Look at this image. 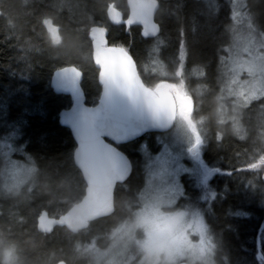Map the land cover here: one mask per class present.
Listing matches in <instances>:
<instances>
[{
  "label": "trees",
  "instance_id": "obj_1",
  "mask_svg": "<svg viewBox=\"0 0 264 264\" xmlns=\"http://www.w3.org/2000/svg\"><path fill=\"white\" fill-rule=\"evenodd\" d=\"M158 1L154 20L160 32L149 39L140 27L108 21L109 7L127 14L125 0H0V264H107L106 249L140 209L147 162L162 150L158 137L164 134H147L116 146L129 157L132 172L116 187L110 216L75 233L63 226L50 232L39 229L41 214L58 218L85 194V182L73 163L74 141L58 122V114L70 107L71 100L55 94L50 79L56 69L75 66L83 75L86 105L97 104L101 86L88 37L94 26L108 30L109 45L130 51L147 86L170 82L190 99L191 122L205 121L203 178L199 173L181 174L180 180L190 183L175 208L197 210L203 216L214 264H264V97L234 111L226 108L237 126L233 119H220L228 75L225 61L236 25L235 2ZM245 1L244 12L264 36V0ZM158 40L169 49L166 53L161 48L163 69L154 71ZM223 102L228 105L227 99ZM14 161L24 167L28 178L8 184L7 175L18 176L11 167ZM153 231L144 238L152 242ZM258 239L263 259L257 254ZM149 241L145 243L153 246ZM154 255L150 253L157 264H163Z\"/></svg>",
  "mask_w": 264,
  "mask_h": 264
},
{
  "label": "water",
  "instance_id": "obj_2",
  "mask_svg": "<svg viewBox=\"0 0 264 264\" xmlns=\"http://www.w3.org/2000/svg\"><path fill=\"white\" fill-rule=\"evenodd\" d=\"M125 3L126 20L118 8L109 7L108 21L115 26L140 27L147 38H155L160 32L154 20L157 0H125ZM46 26L51 33L55 32L50 23L46 22ZM107 33L102 26H94L88 33L101 86L96 105L85 103L83 75L78 68L66 66L52 73L53 92L71 100L70 107L58 114V122L70 131L75 144L73 163L86 189L83 198L60 217L41 214L38 221L41 231L63 226L75 233L85 230L95 220L110 216L114 212L115 189L132 172L129 157L116 146L135 142L147 134L168 132L178 109L185 111L190 105V99L180 96L170 82H162L154 89L147 86L134 59L124 48L109 45ZM257 249L258 257L263 259L259 239Z\"/></svg>",
  "mask_w": 264,
  "mask_h": 264
},
{
  "label": "rangeland",
  "instance_id": "obj_3",
  "mask_svg": "<svg viewBox=\"0 0 264 264\" xmlns=\"http://www.w3.org/2000/svg\"><path fill=\"white\" fill-rule=\"evenodd\" d=\"M234 2L236 5L232 16L236 21L234 39L225 61V71L228 74L227 86L223 88V96L219 103L222 121L233 119L226 115V108L228 111H234L239 105H246L255 98L264 97V36L253 24L251 15L244 12L246 1L234 0ZM163 47L166 52L168 50L166 42L158 40L155 66L152 67L154 71L156 68L157 70L163 69L158 57ZM226 99L228 105L224 106L223 101ZM186 110L189 112L190 108ZM179 113L183 114L182 111ZM176 120L169 132L158 137L162 150L151 154L147 162L149 163L147 181L140 195L142 200L140 209L131 223L118 229V237L104 254L107 264H157L158 261L150 257L151 245L145 243L149 241L145 238L152 230L162 226L171 216L178 224V230L188 223L206 226L203 216L197 210L175 208L178 199L183 194V187L180 184V176L185 170L182 158H187L189 147L196 145L194 136L187 129L183 115L179 117L177 115ZM233 122L235 123L234 119ZM143 147H146V144H143ZM197 150L198 145L194 146L193 152ZM11 167L18 176L7 175L8 184L11 182L19 184L27 180L28 172H24L21 164L19 166L14 161ZM194 172L198 173L196 170ZM200 176L203 178V174ZM137 235H141L142 238L139 239ZM183 261L182 257L177 261L169 260L168 263L162 260V263L181 264Z\"/></svg>",
  "mask_w": 264,
  "mask_h": 264
},
{
  "label": "flooded vegetation",
  "instance_id": "obj_4",
  "mask_svg": "<svg viewBox=\"0 0 264 264\" xmlns=\"http://www.w3.org/2000/svg\"><path fill=\"white\" fill-rule=\"evenodd\" d=\"M189 108H191V106L187 109ZM187 112L188 110L182 111V115L185 124H187V129L190 131L189 133L195 138L196 145H191L188 149L187 158H182L185 168L182 174H187L189 172L192 174L195 173L194 170L198 171L199 174H203V170L206 169V166L201 159V155L205 139L203 131L206 130V123L202 119H196L191 122L190 118L188 119L186 117ZM197 145L198 150L193 152L194 146L196 147ZM191 179H194V177ZM189 180L190 179H186L184 182L180 180V184L183 188L184 186L186 187V184L190 183ZM175 222V219L171 216L166 219L162 226L157 227L150 234L152 242H149L152 243L153 246H151L149 253L154 252L156 255H154L155 258L163 259L165 263H168L170 260L169 257L175 255L176 257L184 258L181 264H214V247L207 226L204 227L195 223H188V225L178 230V224ZM160 250H163V252H159Z\"/></svg>",
  "mask_w": 264,
  "mask_h": 264
},
{
  "label": "bare ground",
  "instance_id": "obj_5",
  "mask_svg": "<svg viewBox=\"0 0 264 264\" xmlns=\"http://www.w3.org/2000/svg\"><path fill=\"white\" fill-rule=\"evenodd\" d=\"M157 2H158V9H159V7H160V3H159V1L157 0ZM127 7V6H126ZM116 8V7H115ZM120 10V9H119ZM158 11V10H157ZM157 11H156V13H157ZM120 12L124 15V13L120 10ZM127 15H128V8H127V14L126 15H124V17H123V19H124V21L126 20V18H127ZM156 15V14H155ZM113 25V24H112ZM120 25H122V24H120ZM115 26V25H114ZM119 26V25H118ZM126 27V26H125ZM133 27H137V26H133ZM127 28V27H126ZM129 28V27H128ZM159 35V34H158ZM157 35V36H158ZM156 36V37H157ZM155 37V38H156ZM154 39V38H153ZM114 46H117V47H122V48H124L125 49V51L133 58V56H132V54L130 53V51L129 50H127L124 46H121V45H114ZM168 47V46H167ZM169 49V48H168ZM168 52V50L166 51V53ZM91 56H92V54H91ZM134 59V58H133ZM135 61V60H134ZM140 139V138H139ZM138 139V140H139ZM137 141V140H136ZM38 221H39V218H38ZM263 226V224L261 225V227ZM40 229V228H39ZM41 231V230H40ZM42 232H46V231H42ZM50 232V231H49ZM59 262V261H58ZM58 262H56V264L58 263Z\"/></svg>",
  "mask_w": 264,
  "mask_h": 264
}]
</instances>
